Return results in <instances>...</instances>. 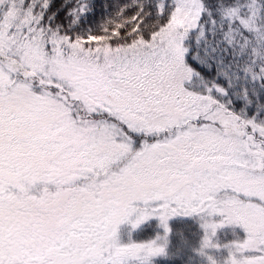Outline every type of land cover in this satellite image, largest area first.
I'll return each mask as SVG.
<instances>
[{
  "label": "snow or ice",
  "instance_id": "obj_1",
  "mask_svg": "<svg viewBox=\"0 0 264 264\" xmlns=\"http://www.w3.org/2000/svg\"><path fill=\"white\" fill-rule=\"evenodd\" d=\"M0 264H264V0H0Z\"/></svg>",
  "mask_w": 264,
  "mask_h": 264
},
{
  "label": "trees",
  "instance_id": "obj_2",
  "mask_svg": "<svg viewBox=\"0 0 264 264\" xmlns=\"http://www.w3.org/2000/svg\"><path fill=\"white\" fill-rule=\"evenodd\" d=\"M99 19V16L97 17ZM155 223L153 222L151 226H146L142 231L138 232V239H146L148 238L150 235H152L153 229H154ZM174 227L176 228H180L181 225L179 224V222L174 223ZM238 232H241L242 234V230L237 229Z\"/></svg>",
  "mask_w": 264,
  "mask_h": 264
},
{
  "label": "rangeland",
  "instance_id": "obj_3",
  "mask_svg": "<svg viewBox=\"0 0 264 264\" xmlns=\"http://www.w3.org/2000/svg\"><path fill=\"white\" fill-rule=\"evenodd\" d=\"M121 231L122 232H126L127 231L126 226H121ZM136 238H138V235L137 234H136Z\"/></svg>",
  "mask_w": 264,
  "mask_h": 264
}]
</instances>
